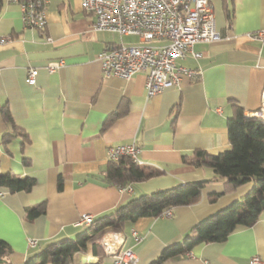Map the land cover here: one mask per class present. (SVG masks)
<instances>
[{"label":"crops","instance_id":"0c3cea01","mask_svg":"<svg viewBox=\"0 0 264 264\" xmlns=\"http://www.w3.org/2000/svg\"><path fill=\"white\" fill-rule=\"evenodd\" d=\"M209 3L220 40L197 42L192 52L199 56L175 60L199 74L182 75L178 84L146 97L145 70L127 80L105 77L97 60L109 46L138 43L135 35L93 30L94 15L81 8V0H47L42 28L24 26L19 7L0 2V35L10 36L0 46V173L35 180L28 192L0 187V239L12 249V264H23L53 240L85 232L87 227L77 224L83 214L95 219L141 194L209 180L196 202L107 229L95 238L96 252L88 244L71 262L111 264L112 255L101 244L105 240L114 249L131 248L135 264H151L194 224L251 190L253 183L247 182L209 201L210 193L223 191L224 180L209 167L183 161L195 149L215 155L228 149L233 107L244 115L256 111L264 84V42L245 35L264 28V0ZM52 60L64 64L50 73L44 66ZM29 68L36 69L33 84L26 81ZM2 106L26 137L3 138L10 126ZM128 143L138 147L142 166L160 173L128 185L109 184L104 180L108 148ZM41 201L44 212L27 219L26 210ZM28 237L38 240L35 246L27 245ZM254 256L264 264V209L253 225L236 227L225 240L200 243L159 264H252Z\"/></svg>","mask_w":264,"mask_h":264},{"label":"trees","instance_id":"16d2710c","mask_svg":"<svg viewBox=\"0 0 264 264\" xmlns=\"http://www.w3.org/2000/svg\"><path fill=\"white\" fill-rule=\"evenodd\" d=\"M1 115L10 126L3 136L5 140L15 135L26 137L13 124L6 106L1 107ZM227 136L230 144L228 149L216 155L195 149L190 157L184 156V163L190 167H209L216 179L224 180L223 191L210 193L209 201H214L222 193H230L247 182H252L253 187L241 198L194 224L182 241L164 247L151 264H159L167 258L188 252L200 243L221 242L236 227L253 225L264 209V121L253 115H244L241 107L234 106L232 115L227 120ZM159 173V170L142 166L123 155L117 160H108L104 180L109 184L128 185ZM208 181L202 179L179 183L128 199L112 211L95 218L94 226L87 227L85 232L74 238H60L45 244L23 264H71L73 255L85 250L88 244L91 251L96 252L95 238L107 229L121 228L126 222H134L142 217L155 218L176 206L196 202ZM34 185L32 177L0 173V187H6L9 192H28ZM44 209L45 201H41L26 210V218L33 219L44 212ZM11 253V247L0 239V264H12L9 260Z\"/></svg>","mask_w":264,"mask_h":264},{"label":"built area","instance_id":"2783aa9c","mask_svg":"<svg viewBox=\"0 0 264 264\" xmlns=\"http://www.w3.org/2000/svg\"><path fill=\"white\" fill-rule=\"evenodd\" d=\"M19 7L21 20L26 27L42 28L46 23L45 10L47 0H5ZM81 8L94 15L93 30H102L131 35L138 38V43H119L103 49L97 54L102 75L130 79L135 73L145 70V95L151 97L164 88L178 84L180 77H193L198 70L176 66L175 60L192 52L197 42H214L220 40V34L214 26V14L209 0H81ZM246 37L264 42V28L246 32ZM10 36L0 35V46ZM161 43H151L152 41ZM62 60L46 62L44 68L55 72L62 67ZM36 69L27 70L26 81L35 82ZM250 115L264 121V84L261 90L259 108ZM134 143L117 144L108 148V159L117 160L126 155L138 163L137 149ZM126 189L130 190L127 186ZM1 196V194H0ZM162 214L169 215L170 210ZM78 225L94 226V218L83 214ZM38 240L28 237L27 245L35 246ZM106 254L112 255L111 264H135L138 260L131 248L114 249L111 242L101 241ZM254 256L252 264L260 263Z\"/></svg>","mask_w":264,"mask_h":264},{"label":"bare ground","instance_id":"6f19581e","mask_svg":"<svg viewBox=\"0 0 264 264\" xmlns=\"http://www.w3.org/2000/svg\"><path fill=\"white\" fill-rule=\"evenodd\" d=\"M108 242V241H107Z\"/></svg>","mask_w":264,"mask_h":264}]
</instances>
